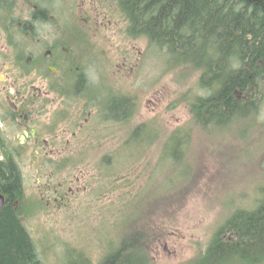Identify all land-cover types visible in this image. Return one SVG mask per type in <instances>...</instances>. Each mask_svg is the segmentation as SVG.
<instances>
[{
	"label": "rangeland",
	"instance_id": "374dc122",
	"mask_svg": "<svg viewBox=\"0 0 264 264\" xmlns=\"http://www.w3.org/2000/svg\"><path fill=\"white\" fill-rule=\"evenodd\" d=\"M68 2L74 7L71 21L83 9L79 0ZM87 6L92 11L90 15L97 17L90 18L93 28L84 32L92 39L83 51V60L79 59L80 70L84 67L91 75L88 78L106 85L114 96L135 102L131 125L154 120L164 133L157 134L159 144H145L142 156L136 154L139 165L129 171L126 186L121 184L115 192L99 195L96 199L100 201L93 203L89 202L91 198L104 190L101 185L95 194L90 188L79 192L73 189L61 208L44 202L33 207L36 211L25 225L44 264L67 263L84 246L92 261L97 262L104 252L101 241L105 237L112 234L130 239L134 226L158 233L147 247L157 264L182 263L194 256L197 243L207 240L231 208L251 206L257 189L264 183V99L253 127L244 136L238 132L240 123L212 134L192 130L188 144L184 145L185 164L182 168L172 166L161 152V139L173 129L189 124L183 98L197 91L196 74L189 71L183 77L178 69L168 67L167 71L166 56L159 58L143 38L132 40L126 36L125 23L108 0L99 1L95 10L91 3ZM99 90L97 96H108L105 89ZM74 103L78 104L75 109H85L84 102ZM90 110L93 111L92 107L85 109V113ZM95 123H99L97 117L85 125L89 129L86 128L87 135L80 142L85 146L91 133L93 138L100 137L101 143L95 142L70 156L74 175L88 178V184L100 177L101 157L114 152L130 130V125L116 120L94 126ZM32 181L28 180L27 191L34 199L37 196ZM82 183L84 186L85 181ZM104 230L107 236L103 235Z\"/></svg>",
	"mask_w": 264,
	"mask_h": 264
},
{
	"label": "trees",
	"instance_id": "16d2710c",
	"mask_svg": "<svg viewBox=\"0 0 264 264\" xmlns=\"http://www.w3.org/2000/svg\"><path fill=\"white\" fill-rule=\"evenodd\" d=\"M95 1L98 4L107 0ZM108 3L117 8L129 39L143 38L159 58L166 56L167 71L168 67L169 70L178 69L183 77L189 71L196 74L197 91L183 98L189 124L173 129L161 139V152L172 166L182 168L185 164L184 145L188 144L192 130L212 134L240 123L238 132L244 136L243 133L253 127L264 99V0H108ZM108 21L112 19L108 18ZM71 31L75 35H84L83 30L79 31L72 23L69 24V33ZM84 49L74 60L75 65H79V59L83 60ZM69 77L73 84L82 73L72 65ZM105 91L109 96L97 97L92 94L99 91H87L92 99H85V109L92 107L97 113L94 106H99L97 119L101 124L111 116L114 120L129 118L134 101L114 97L111 91ZM152 121L127 124L130 130L120 146L101 157L98 181L88 184V178L82 180L85 181L84 189L90 188L93 194L100 185L104 189L89 202H99L100 199H96L99 195L115 192L121 184L126 186L129 171L139 165L136 154L144 152L148 144L155 141L159 144L156 137L163 128L155 121L151 124ZM86 128L89 127L85 126V132ZM88 135L85 146L84 142H79L81 151L95 142L101 143L100 137ZM143 135L149 138L144 140ZM74 172L75 168L69 171V186L79 184L75 180L78 174L74 175ZM0 191L5 195L0 211V264H44L25 225L36 211L33 207L42 202L38 197L31 201L24 199L18 173L8 159L0 162ZM14 200L18 201L16 208L13 207ZM27 208L26 215L24 209ZM132 230L135 233L130 239L112 234L105 237L101 241L104 252L97 262L92 261L84 246L73 259L69 252L71 260L61 264H157L147 247L158 233L142 226H134ZM104 233L108 235L105 230ZM196 247L189 264H264V183L257 189L251 206L231 208L207 240L197 243Z\"/></svg>",
	"mask_w": 264,
	"mask_h": 264
},
{
	"label": "flooded vegetation",
	"instance_id": "af4514ba",
	"mask_svg": "<svg viewBox=\"0 0 264 264\" xmlns=\"http://www.w3.org/2000/svg\"><path fill=\"white\" fill-rule=\"evenodd\" d=\"M79 1L83 11L69 21L74 7L68 0H0V162L8 159L16 169L24 199H33L27 191L28 180L33 179L34 195L47 206L61 207L73 189L83 190L79 174L75 180L80 187L69 186L68 174L74 169L70 156L81 152L79 142L85 125L95 120L100 107L94 108L97 113H85L80 106L75 109L74 102L92 99L87 94L90 89L108 90L74 63L84 49L81 46L92 38L69 33V24L85 32L84 28H93L91 19L97 17L87 9V3L92 4V10L97 9L95 0ZM72 65L82 73L73 84L69 77ZM134 110L129 113L130 120L120 117L116 121L131 122ZM104 120L115 121L112 116ZM0 196L1 211L5 202L2 191ZM17 204L14 200L13 207ZM28 211L24 209L26 215Z\"/></svg>",
	"mask_w": 264,
	"mask_h": 264
},
{
	"label": "water",
	"instance_id": "95a60500",
	"mask_svg": "<svg viewBox=\"0 0 264 264\" xmlns=\"http://www.w3.org/2000/svg\"><path fill=\"white\" fill-rule=\"evenodd\" d=\"M0 159H2V156H1V155H0ZM0 198H1V199H0V206H1V203H2L1 200H2V197H0Z\"/></svg>",
	"mask_w": 264,
	"mask_h": 264
},
{
	"label": "bare ground",
	"instance_id": "6f19581e",
	"mask_svg": "<svg viewBox=\"0 0 264 264\" xmlns=\"http://www.w3.org/2000/svg\"><path fill=\"white\" fill-rule=\"evenodd\" d=\"M17 19V18H16ZM222 209V208H221Z\"/></svg>",
	"mask_w": 264,
	"mask_h": 264
}]
</instances>
